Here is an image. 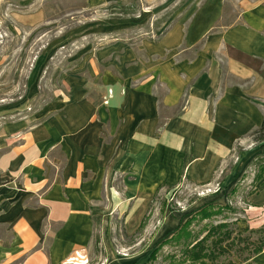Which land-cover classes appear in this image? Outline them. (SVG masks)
I'll return each instance as SVG.
<instances>
[{
	"label": "crops",
	"instance_id": "1",
	"mask_svg": "<svg viewBox=\"0 0 264 264\" xmlns=\"http://www.w3.org/2000/svg\"><path fill=\"white\" fill-rule=\"evenodd\" d=\"M85 1L98 9L138 0ZM226 2L182 0L157 38L151 31L102 40L72 56L38 124L12 133L0 264H88L97 221L122 211L132 236L162 191L167 198L219 184L226 194L219 205L234 204L229 197L264 158L252 141L264 122V76L243 60L264 65V4L244 1L234 23L223 24ZM255 180L256 190L235 203L242 231L264 230V173ZM195 209L167 211L179 217L164 216L160 239ZM111 255L101 264L132 261ZM248 264H264V250Z\"/></svg>",
	"mask_w": 264,
	"mask_h": 264
},
{
	"label": "rangeland",
	"instance_id": "2",
	"mask_svg": "<svg viewBox=\"0 0 264 264\" xmlns=\"http://www.w3.org/2000/svg\"><path fill=\"white\" fill-rule=\"evenodd\" d=\"M244 1L250 5L264 4V0H227L228 18L223 24L234 23L244 9L241 8ZM181 6L182 0L120 1L98 9L90 8L85 0H0V192L9 179L14 178L9 172L16 146L12 139L14 129L21 123L28 128L38 124L42 107L60 89L61 78L69 70L72 56L79 57L96 49L102 40L137 37L151 31L154 32L152 37L157 38L181 13L178 12ZM167 15L169 17L165 18ZM243 60L264 76L261 62ZM258 174L248 173L251 180L247 178L242 183L238 197H229L234 204L227 206L240 211L241 206L235 203L256 190L254 182H257ZM223 191L219 184L202 189L185 186L167 198L162 191L150 207L144 229L132 236H127L123 229L122 211L108 224L97 221L93 247L87 254L88 264L105 262L108 251L112 252L111 257H131L130 264H146L152 252L166 240V237L160 239V230L167 211L186 213L196 207L198 211L214 205L212 200L217 204L216 208H224L226 205H219L225 200ZM170 214L167 215L169 218L179 217ZM192 214H188L186 221ZM234 218L228 211H223L216 219L195 222L191 229L200 234L223 221L232 223ZM184 223L181 222V226ZM7 234L5 227L0 226V238L7 241ZM175 246L173 243L163 247L155 264H172L168 256L181 260V248Z\"/></svg>",
	"mask_w": 264,
	"mask_h": 264
},
{
	"label": "trees",
	"instance_id": "3",
	"mask_svg": "<svg viewBox=\"0 0 264 264\" xmlns=\"http://www.w3.org/2000/svg\"><path fill=\"white\" fill-rule=\"evenodd\" d=\"M167 15L165 18H168ZM166 20V19H165ZM252 140L256 144H262L264 149V122L260 129L252 135ZM264 158H260L254 163L258 167L259 177L264 173ZM234 191L233 195H236ZM223 211H228L230 215L235 217L238 210L229 206L224 208H216L210 204L203 207L187 220L172 237L166 239L161 245L152 252L146 264H155L158 259L160 250L175 243L176 248H181V260L176 257L168 256L172 259V264H248L261 254L264 250V230H240L238 222L235 218L232 223H220L212 225L200 234L192 231L191 227L195 222H205L216 219L223 215ZM147 219V218H146ZM146 219L139 230L145 227ZM190 228V229H188ZM202 234H205L201 237ZM172 246V245H171ZM181 246V247H178ZM224 259V261H221ZM176 260V261H175Z\"/></svg>",
	"mask_w": 264,
	"mask_h": 264
},
{
	"label": "built area",
	"instance_id": "4",
	"mask_svg": "<svg viewBox=\"0 0 264 264\" xmlns=\"http://www.w3.org/2000/svg\"><path fill=\"white\" fill-rule=\"evenodd\" d=\"M107 103V102H106ZM210 192V191H209Z\"/></svg>",
	"mask_w": 264,
	"mask_h": 264
}]
</instances>
